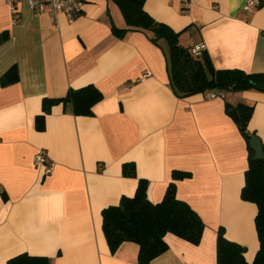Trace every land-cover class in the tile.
I'll return each instance as SVG.
<instances>
[{"label":"crops","instance_id":"1","mask_svg":"<svg viewBox=\"0 0 264 264\" xmlns=\"http://www.w3.org/2000/svg\"><path fill=\"white\" fill-rule=\"evenodd\" d=\"M83 1L68 23L35 15L26 0L14 20L0 0V264L20 253L50 264H138L134 242L110 251L102 210L133 196L140 179L152 203L174 182L204 223L198 244L167 233L166 251L151 264H217L220 228L252 263L257 207L241 197L249 148L229 110L252 105L247 129L264 143V92L177 95L167 41L153 42L146 29L119 36L114 28L126 23L113 0ZM246 1L144 0L143 8L179 32L182 46L204 44L215 69L264 72V0L253 12L243 10ZM12 66L18 78L5 82ZM89 84L102 93L91 113L76 114L69 102L43 111L44 99ZM41 149L54 163L50 175L33 163ZM175 171L189 175L173 180Z\"/></svg>","mask_w":264,"mask_h":264},{"label":"trees","instance_id":"2","mask_svg":"<svg viewBox=\"0 0 264 264\" xmlns=\"http://www.w3.org/2000/svg\"><path fill=\"white\" fill-rule=\"evenodd\" d=\"M125 19V28H114L115 34L122 36L128 30L146 29L152 32L151 40L158 43L167 41V68L171 86L181 97L199 92L226 90L239 92L258 90L264 92V72L247 73L239 69H215L205 51L200 56H192L189 49L179 43V32L167 24L156 22L143 8L144 0H113ZM12 77H11V76ZM5 82L18 78L15 66L3 75ZM102 98V93L93 84L79 89H71L63 98L44 99L43 111L46 113L53 104L71 103L76 114H89L94 103ZM227 108L231 106L227 103ZM236 123L245 137L249 148L248 168L245 184L241 190L244 200L256 204L255 226L258 237V250L252 263L244 258L245 247L228 240L222 228L218 229L216 241L217 264H264V160L254 158L250 139L254 135L247 129L253 106L238 103ZM230 111V110H229ZM44 114L37 119L42 127ZM124 172L134 175L132 167ZM189 175L173 172V180ZM102 227L111 252L123 242L138 245V264H151V261L166 251L164 236L175 234L193 244H198L204 229L199 214L185 201L176 197L175 183L171 182L160 202L152 203L147 198L145 180L140 179L136 192L131 197H122L116 206L102 210ZM7 264H50L48 257L20 253L11 257Z\"/></svg>","mask_w":264,"mask_h":264},{"label":"built area","instance_id":"3","mask_svg":"<svg viewBox=\"0 0 264 264\" xmlns=\"http://www.w3.org/2000/svg\"><path fill=\"white\" fill-rule=\"evenodd\" d=\"M9 7L13 10V19L17 20L16 5L22 0H5ZM35 15L48 13L52 17L63 15L68 23L74 22L84 10L83 0H26ZM184 4L188 3V0H183ZM261 0H247L243 5V10L246 12H253L259 5ZM205 51L204 44L194 45L189 48V52L192 56H200ZM230 91L218 90L207 91L204 97L213 98H226ZM33 163L35 166L40 167L43 170V175H50L54 169V163L47 157L46 151L41 149L36 152L33 157Z\"/></svg>","mask_w":264,"mask_h":264},{"label":"water","instance_id":"4","mask_svg":"<svg viewBox=\"0 0 264 264\" xmlns=\"http://www.w3.org/2000/svg\"><path fill=\"white\" fill-rule=\"evenodd\" d=\"M229 115L236 123L238 122V114L235 108L230 109ZM249 144L254 152V158L264 160V143H262L261 139L257 135H252Z\"/></svg>","mask_w":264,"mask_h":264}]
</instances>
